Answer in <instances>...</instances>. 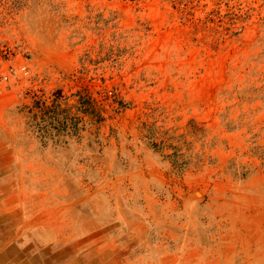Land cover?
Listing matches in <instances>:
<instances>
[{"label":"rangeland","instance_id":"obj_1","mask_svg":"<svg viewBox=\"0 0 264 264\" xmlns=\"http://www.w3.org/2000/svg\"><path fill=\"white\" fill-rule=\"evenodd\" d=\"M0 158L115 264H264V0H0Z\"/></svg>","mask_w":264,"mask_h":264},{"label":"crops","instance_id":"obj_2","mask_svg":"<svg viewBox=\"0 0 264 264\" xmlns=\"http://www.w3.org/2000/svg\"><path fill=\"white\" fill-rule=\"evenodd\" d=\"M1 168H5L2 160ZM0 171L1 264L10 254H16L20 264L116 263L109 242L101 245L99 235L88 236L83 229L69 227L63 209L49 208L47 202L29 203L37 197L20 192L18 178L5 177ZM40 195L49 198L46 193Z\"/></svg>","mask_w":264,"mask_h":264},{"label":"bare ground","instance_id":"obj_3","mask_svg":"<svg viewBox=\"0 0 264 264\" xmlns=\"http://www.w3.org/2000/svg\"><path fill=\"white\" fill-rule=\"evenodd\" d=\"M16 254H10L9 256H7V260L5 261L4 264H20L21 260L18 262V259L15 258ZM2 262H0L1 264ZM70 264V263H68Z\"/></svg>","mask_w":264,"mask_h":264}]
</instances>
